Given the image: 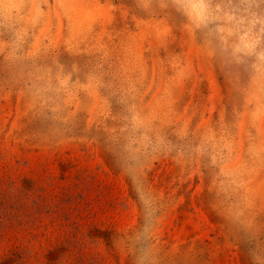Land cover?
<instances>
[{
	"label": "rangeland",
	"instance_id": "rangeland-1",
	"mask_svg": "<svg viewBox=\"0 0 264 264\" xmlns=\"http://www.w3.org/2000/svg\"><path fill=\"white\" fill-rule=\"evenodd\" d=\"M0 0V264H264V0Z\"/></svg>",
	"mask_w": 264,
	"mask_h": 264
},
{
	"label": "clouds",
	"instance_id": "clouds-1",
	"mask_svg": "<svg viewBox=\"0 0 264 264\" xmlns=\"http://www.w3.org/2000/svg\"><path fill=\"white\" fill-rule=\"evenodd\" d=\"M212 5L207 3V0H190L189 3L184 5V8L187 9L193 17L196 16L198 12L207 10Z\"/></svg>",
	"mask_w": 264,
	"mask_h": 264
}]
</instances>
